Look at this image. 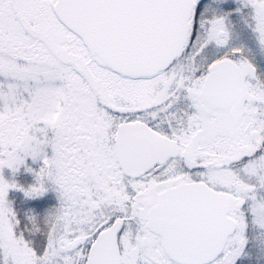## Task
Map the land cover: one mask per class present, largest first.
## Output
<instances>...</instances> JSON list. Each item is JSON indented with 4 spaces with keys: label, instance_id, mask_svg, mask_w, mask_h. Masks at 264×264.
I'll return each mask as SVG.
<instances>
[{
    "label": "snow or ice",
    "instance_id": "snow-or-ice-1",
    "mask_svg": "<svg viewBox=\"0 0 264 264\" xmlns=\"http://www.w3.org/2000/svg\"><path fill=\"white\" fill-rule=\"evenodd\" d=\"M0 264H264V0H0Z\"/></svg>",
    "mask_w": 264,
    "mask_h": 264
}]
</instances>
